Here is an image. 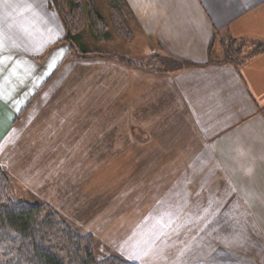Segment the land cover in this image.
<instances>
[{"label":"crops","instance_id":"0c3cea01","mask_svg":"<svg viewBox=\"0 0 264 264\" xmlns=\"http://www.w3.org/2000/svg\"><path fill=\"white\" fill-rule=\"evenodd\" d=\"M125 2L133 19L122 50L110 33L113 52L80 58L50 0H0V167L11 193L87 209L113 188L116 163L126 175L132 163L163 172L197 162L207 173L214 162L239 199L222 209L238 210L257 242L231 262L264 264V0ZM227 37L263 49L225 63ZM163 57L186 66L165 71L155 66Z\"/></svg>","mask_w":264,"mask_h":264},{"label":"rangeland","instance_id":"374dc122","mask_svg":"<svg viewBox=\"0 0 264 264\" xmlns=\"http://www.w3.org/2000/svg\"><path fill=\"white\" fill-rule=\"evenodd\" d=\"M109 1L97 0V7L122 50L125 42L112 26ZM82 35L89 50L114 51L108 42H96L87 28ZM128 58L147 62L141 57ZM148 152L152 153L151 148ZM123 164L116 163L119 176L113 179V188L98 199L93 195L88 203L91 207L73 210L63 205L56 211L75 231L93 236L97 259L114 256L137 264H234L231 260L236 254L254 251L253 228L236 224L238 210L222 209L225 203L234 207L239 199L230 179L215 171L214 162L207 173L203 163L197 162H179L163 172L156 168L157 163H150L147 171L143 163H132L126 175L123 169L119 172ZM70 174L67 177L72 178ZM83 182L81 189L91 190L92 180L83 178ZM35 197L36 204L45 203ZM220 253L224 255L221 259Z\"/></svg>","mask_w":264,"mask_h":264},{"label":"trees","instance_id":"16d2710c","mask_svg":"<svg viewBox=\"0 0 264 264\" xmlns=\"http://www.w3.org/2000/svg\"><path fill=\"white\" fill-rule=\"evenodd\" d=\"M64 28L71 54L87 58L98 55L83 42L89 30L96 41L108 42L110 32L97 7V0H50ZM109 12L117 35L131 37L132 15L125 0H110ZM223 62L240 65L263 49L261 41L227 37L220 40ZM247 49V51H245ZM210 52V47H209ZM155 66L163 70L185 67L182 60L163 57ZM93 236L80 234L48 204H30L11 193L9 181L0 167V264H137L114 256L97 259Z\"/></svg>","mask_w":264,"mask_h":264}]
</instances>
